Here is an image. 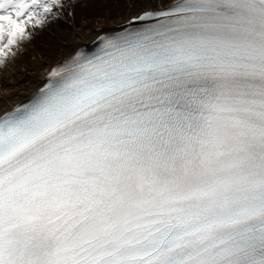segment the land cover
Returning <instances> with one entry per match:
<instances>
[{
  "label": "snow or ice",
  "instance_id": "6c2138e0",
  "mask_svg": "<svg viewBox=\"0 0 264 264\" xmlns=\"http://www.w3.org/2000/svg\"><path fill=\"white\" fill-rule=\"evenodd\" d=\"M62 0H0V64ZM0 117V264H264V0H173Z\"/></svg>",
  "mask_w": 264,
  "mask_h": 264
},
{
  "label": "bare ground",
  "instance_id": "6f19581e",
  "mask_svg": "<svg viewBox=\"0 0 264 264\" xmlns=\"http://www.w3.org/2000/svg\"><path fill=\"white\" fill-rule=\"evenodd\" d=\"M173 0H127L128 6L124 9L94 14V0H62V4L72 5L74 13L68 15L65 7L54 8L58 13L57 18L48 17L44 22L43 31L45 35L54 39L52 46L43 45L40 48L42 58L38 57L37 49L32 43L28 48L31 50L33 59L30 63L23 64L22 56L18 46H14L5 59L4 70L0 75V113L17 102L26 100L31 93L43 83V76L50 69V66L58 60L72 54L76 49L94 40L100 33L118 29L117 27L146 9H157ZM71 13V12H70ZM102 27V31L97 28ZM122 28V27H120ZM32 38L34 29H31ZM53 35V36H51ZM34 42V41H32Z\"/></svg>",
  "mask_w": 264,
  "mask_h": 264
},
{
  "label": "rangeland",
  "instance_id": "374dc122",
  "mask_svg": "<svg viewBox=\"0 0 264 264\" xmlns=\"http://www.w3.org/2000/svg\"><path fill=\"white\" fill-rule=\"evenodd\" d=\"M94 6L93 11L94 14L99 16L98 13L104 12L105 9H109L111 11L117 10V9H124L128 6L127 0H94ZM65 10L67 11L68 15H71L74 13V7L72 5L64 6ZM71 12V13H70ZM46 33H42V31H36V36L32 40H23L19 41L20 43L19 50L20 55L22 56L23 64L30 63L33 59V55L31 50L28 48L29 43H32V46L34 49H37L38 57L42 58V51H40V48L43 45L46 46H52V42H54V39L50 38L49 36L45 35ZM35 35V32H34ZM30 43V44H31ZM4 70V65L0 64V73ZM3 85L0 83V88H2Z\"/></svg>",
  "mask_w": 264,
  "mask_h": 264
}]
</instances>
